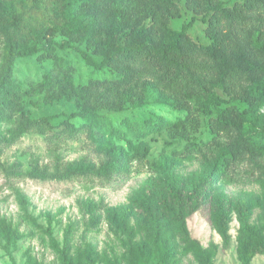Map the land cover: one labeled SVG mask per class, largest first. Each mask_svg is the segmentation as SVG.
Instances as JSON below:
<instances>
[{
  "label": "rangeland",
  "instance_id": "1",
  "mask_svg": "<svg viewBox=\"0 0 264 264\" xmlns=\"http://www.w3.org/2000/svg\"><path fill=\"white\" fill-rule=\"evenodd\" d=\"M114 1L0 0V77L6 42L35 41L24 25L42 47L17 58L0 89V264H61L53 241L82 263L91 251L90 264H128L131 245L166 242L173 264H243L245 244L256 242L243 226L264 233V91L257 89L264 75L244 78L232 92L214 89L240 135L261 149L222 174L214 159L227 140H213L203 98H177L115 66L95 68L74 48L49 49L50 40H68L99 62ZM128 1L137 24L148 23L158 3L177 5L169 21L175 29L194 15L185 0ZM258 13L264 17V3ZM204 30L196 15L189 33L204 42ZM71 86L84 87V97L69 94ZM185 195L190 203L179 217L168 205ZM193 244L206 262L187 250ZM247 253L249 264H264V250Z\"/></svg>",
  "mask_w": 264,
  "mask_h": 264
},
{
  "label": "trees",
  "instance_id": "2",
  "mask_svg": "<svg viewBox=\"0 0 264 264\" xmlns=\"http://www.w3.org/2000/svg\"><path fill=\"white\" fill-rule=\"evenodd\" d=\"M40 1L32 0L34 5ZM75 1L95 7L99 4V0ZM263 3V0H243L230 5L219 0H185V6L192 10L194 15L180 29H175L169 23L172 16L179 14L174 2L169 5L162 4L163 8L158 3L150 11L149 22L137 24L132 18L133 11H126L130 7L129 1L115 0L114 26L111 37L100 47L103 58L99 62L94 61L88 53L68 40H50L49 49L74 48L95 68L115 66L123 69L126 78L149 79L177 98H203L204 112L208 116L213 140L220 134L227 140L218 157L214 159V168L222 174H227L232 164L260 153L261 149L255 141L240 135L238 124L231 117L228 107H219L221 100L214 89L223 86L232 92L244 78L264 75V39L259 37V31L264 27V17L258 13V10L263 8ZM196 15L205 24L204 42L192 37L188 31ZM23 27L33 34L35 41L28 47L19 45L16 39L6 42V64L0 77V89L17 58L30 57L42 50L39 46L41 37L35 29L27 25ZM257 89L264 91V81L258 83ZM84 92L82 86H71L68 90L69 94L76 93L83 97ZM213 107L217 110L216 116L212 115ZM90 112L95 118L103 121L104 115L97 114L94 108ZM79 115L78 112L70 113L71 117ZM258 138L264 140V135L259 134ZM205 145L202 143V147ZM197 146V143L192 142L188 148L195 149ZM189 203L188 195L175 196L168 207H178V216L181 217L184 207ZM181 220V228L185 231V221ZM243 229L248 239L256 241L254 244L246 243L243 248L245 253L241 255L242 262L249 264L247 251L253 254L256 250H264V233L257 227L247 225H244ZM53 247L59 253L61 264H90L88 257L91 251H87L86 260L82 263L80 259L69 255L68 246L59 249L53 241ZM187 250L193 251L200 261H207L204 250L195 244ZM174 257L173 248L167 242L159 246L155 243L153 249L144 244H133L130 246L128 264H173Z\"/></svg>",
  "mask_w": 264,
  "mask_h": 264
}]
</instances>
